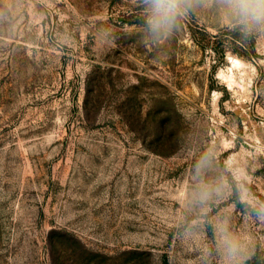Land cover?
I'll return each instance as SVG.
<instances>
[{
  "label": "rangeland",
  "instance_id": "rangeland-1",
  "mask_svg": "<svg viewBox=\"0 0 264 264\" xmlns=\"http://www.w3.org/2000/svg\"><path fill=\"white\" fill-rule=\"evenodd\" d=\"M188 7L0 0V264H264V27Z\"/></svg>",
  "mask_w": 264,
  "mask_h": 264
},
{
  "label": "clouds",
  "instance_id": "clouds-1",
  "mask_svg": "<svg viewBox=\"0 0 264 264\" xmlns=\"http://www.w3.org/2000/svg\"><path fill=\"white\" fill-rule=\"evenodd\" d=\"M142 3L146 30L153 40L168 35L177 18L189 11L188 0H142ZM221 3L242 32L247 33L254 27H264V0H221ZM205 163L206 161H202L197 165V174ZM211 195L208 189L199 190L198 202H207ZM221 245L230 261L237 251V244L226 229L222 230Z\"/></svg>",
  "mask_w": 264,
  "mask_h": 264
},
{
  "label": "trees",
  "instance_id": "trees-1",
  "mask_svg": "<svg viewBox=\"0 0 264 264\" xmlns=\"http://www.w3.org/2000/svg\"><path fill=\"white\" fill-rule=\"evenodd\" d=\"M214 37L216 38V36H214ZM215 40H217V38ZM213 42H216V41H214L213 38H210V40H208V42L204 43L203 46L209 45L210 43H213Z\"/></svg>",
  "mask_w": 264,
  "mask_h": 264
},
{
  "label": "bare ground",
  "instance_id": "bare-ground-1",
  "mask_svg": "<svg viewBox=\"0 0 264 264\" xmlns=\"http://www.w3.org/2000/svg\"><path fill=\"white\" fill-rule=\"evenodd\" d=\"M234 60H237V59H234Z\"/></svg>",
  "mask_w": 264,
  "mask_h": 264
}]
</instances>
